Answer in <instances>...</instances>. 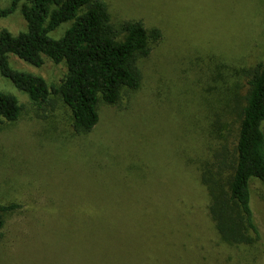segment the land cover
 I'll return each mask as SVG.
<instances>
[{"label":"rangeland","instance_id":"1","mask_svg":"<svg viewBox=\"0 0 264 264\" xmlns=\"http://www.w3.org/2000/svg\"><path fill=\"white\" fill-rule=\"evenodd\" d=\"M103 1L113 23L138 20L161 39L138 60V89L99 103L90 132L73 131L56 96L39 108L0 74V91L21 106L16 120L0 118V205L18 206L3 215L0 264H264V186L249 183L260 239L231 245L199 180L221 144L234 148L231 109L244 71L264 60V0ZM1 29L25 31L19 8ZM8 64L48 86L66 73L45 57L36 67L8 55Z\"/></svg>","mask_w":264,"mask_h":264},{"label":"trees","instance_id":"2","mask_svg":"<svg viewBox=\"0 0 264 264\" xmlns=\"http://www.w3.org/2000/svg\"><path fill=\"white\" fill-rule=\"evenodd\" d=\"M17 8L26 29L16 35L0 30V74L39 108L51 102L50 95L59 98L78 134L96 125L99 103L114 105L124 91L138 89V60L161 39L158 28H146L141 21L113 23L103 0H11L0 7V18ZM67 22L71 24L59 38L49 36ZM8 55L36 67L44 57L55 64L63 62L66 73L58 85L48 86L41 76L12 69ZM244 73L245 94L231 109L238 123L234 148L230 151L227 142L221 144L214 161L199 173L209 197V217L220 239L231 245H253L260 239L249 183L254 178L264 186V60ZM20 110L13 95L0 91L1 119L14 121ZM16 208L0 205V227L4 213Z\"/></svg>","mask_w":264,"mask_h":264}]
</instances>
